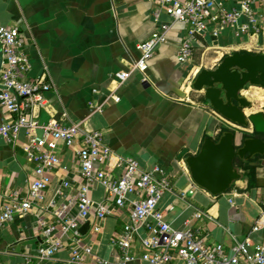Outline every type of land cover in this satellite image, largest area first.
I'll return each mask as SVG.
<instances>
[{"label":"crops","instance_id":"0c3cea01","mask_svg":"<svg viewBox=\"0 0 264 264\" xmlns=\"http://www.w3.org/2000/svg\"><path fill=\"white\" fill-rule=\"evenodd\" d=\"M0 22L20 28L31 59L30 76L47 69L55 84L46 93L45 107L35 109L40 124L52 119L85 123L89 129L101 130L116 153L136 158L144 169L161 167L172 184L161 207L176 228H184L188 221L206 241L220 242L227 248L246 239L251 244L264 242V227L254 230L264 212V155L250 158L256 166L254 187H249L240 168L243 177L217 196L194 182L186 164L188 156L199 152L205 137L218 139L224 126L203 93L192 88L196 74L201 68H215L225 55L238 50L241 42L253 44L249 52H264L263 34L250 38L221 28L216 35L211 26L196 34L193 56L181 64L178 53L186 26L172 21L151 0H0ZM164 23L170 26L167 41L148 61L144 79L133 70L140 57L138 45ZM121 70L130 72L123 84L115 77ZM262 93L248 86L243 94L255 102L247 117L252 111L259 116L255 124L249 117L247 132L264 139L259 122L264 124L263 108L257 105ZM113 94L120 101H115ZM90 102L103 110H93ZM13 119L0 104V123ZM26 141L24 131L15 144L0 137V210L9 200L5 192L25 197L35 178L36 165L23 150ZM56 153L60 166L49 173L44 198L24 215L0 225V264H69V236L53 259L28 260L37 254L43 223L54 222V209L66 204L71 212L78 210L81 175L77 153L63 141L57 142ZM244 161L238 158L236 165ZM108 169L115 177L122 173L115 160L108 163ZM91 196L97 202H108L100 184L93 186ZM129 211V207L114 206L110 215L99 219L92 210L82 222L81 232L90 223L82 234L100 258L109 262L119 259L113 239L129 222ZM196 212L202 214L196 216ZM95 225L99 230L93 229ZM144 251L137 240L134 264H147L141 259Z\"/></svg>","mask_w":264,"mask_h":264},{"label":"built area","instance_id":"2783aa9c","mask_svg":"<svg viewBox=\"0 0 264 264\" xmlns=\"http://www.w3.org/2000/svg\"><path fill=\"white\" fill-rule=\"evenodd\" d=\"M172 21L186 26V35L179 48L178 61L184 64L194 52L198 32L213 27L214 34L221 28H229L237 36L256 38L264 35V0H151ZM158 16V14H156ZM169 24H162L149 38L139 43L140 57L133 70L146 79L148 61L157 48L167 41ZM253 44L241 42L238 50L250 51ZM31 59L25 39L17 26L0 22V104L10 114L12 122L0 123V137L15 144L22 131L27 141L23 150L36 165L35 178L29 185L28 194L18 192L9 197L0 210V225L13 221L27 213L44 198L50 183L49 173L60 166L56 153L58 141L74 147L79 160L81 181L78 191L76 213L63 204L54 209L52 224L43 223L42 241L37 254L28 260L49 261L65 247L69 236V264H134L135 242L139 240L145 248L141 259L147 264H264V242L251 244L248 239L235 241L230 247L220 242H209L201 237L189 224L176 228L168 220L161 204L166 194L172 191L167 173L159 166L144 169L134 157L116 153L105 141L99 129H89L85 123H65L52 119L40 124L35 109L44 108L46 93L54 88L49 71L45 69L35 77L30 76ZM119 83L128 81L130 72L115 73ZM115 101L120 97L113 94ZM93 110L102 111L103 106L90 102ZM122 168L119 177L108 169V163ZM95 184L104 187L107 203L97 202L91 196ZM66 187L69 182H64ZM185 193L181 195L184 196ZM117 208L129 207V222L116 235L113 243L119 251V259L109 262L97 256L90 244L85 242L81 224L87 221L92 210L102 219ZM201 212H196L200 216ZM264 227V212L256 221L254 230ZM95 231L99 226L95 225Z\"/></svg>","mask_w":264,"mask_h":264},{"label":"water","instance_id":"95a60500","mask_svg":"<svg viewBox=\"0 0 264 264\" xmlns=\"http://www.w3.org/2000/svg\"><path fill=\"white\" fill-rule=\"evenodd\" d=\"M191 86L203 93L209 106L223 120L219 138L205 137L199 152L186 158L194 182L217 196L243 177V171L236 165L238 158L264 155V139L247 132L249 117L254 124L258 121L256 111L247 117L255 102L243 94L248 86L264 90V52L235 50L225 55L215 68H201ZM261 101L264 114V91L257 103ZM89 227L87 222L82 232Z\"/></svg>","mask_w":264,"mask_h":264},{"label":"trees","instance_id":"16d2710c","mask_svg":"<svg viewBox=\"0 0 264 264\" xmlns=\"http://www.w3.org/2000/svg\"><path fill=\"white\" fill-rule=\"evenodd\" d=\"M244 51V50H242ZM259 107H263V101L258 103ZM257 156V155H256ZM240 159V158H239ZM253 159H245L244 163L240 164L238 167L242 168L244 170V175L248 178L249 180V187H254L255 186V164H253Z\"/></svg>","mask_w":264,"mask_h":264},{"label":"rangeland","instance_id":"374dc122","mask_svg":"<svg viewBox=\"0 0 264 264\" xmlns=\"http://www.w3.org/2000/svg\"><path fill=\"white\" fill-rule=\"evenodd\" d=\"M256 88H258V89L264 91L263 89H261V88H259V87H256ZM259 122H260V124H261V127L264 128V124L262 125L261 121H259ZM258 125H259V124H258Z\"/></svg>","mask_w":264,"mask_h":264}]
</instances>
